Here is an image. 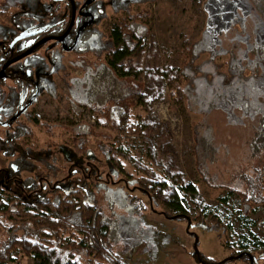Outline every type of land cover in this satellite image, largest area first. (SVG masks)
I'll return each instance as SVG.
<instances>
[{
	"label": "rangeland",
	"instance_id": "rangeland-1",
	"mask_svg": "<svg viewBox=\"0 0 264 264\" xmlns=\"http://www.w3.org/2000/svg\"><path fill=\"white\" fill-rule=\"evenodd\" d=\"M106 5V13L110 15L111 5ZM263 5L261 0H149L140 7L131 5L133 11L139 8L144 11V16L138 18L144 31L141 30L130 68L134 76L132 81L138 85L142 97L137 103L128 101L131 121L141 124L143 136L153 135L162 125H166L169 141L164 150L171 157L173 170L179 178L192 185L196 192L193 199L187 198L184 203V212L189 220H175L173 213L163 205L171 198L172 190L164 183L161 171L148 163L146 139L114 138L113 134L109 135L98 126L95 112L87 109L76 114L69 102L62 72L53 76L56 86L53 99L46 93L40 96L37 116L61 127L54 130L53 140L70 142L66 125L82 121L93 127L92 133L87 134V148L95 150L97 154L98 145H109L111 148L109 157L119 174H115L113 180H108L111 186H102V191L96 186L93 192H88L87 200L94 201L103 217L113 224L109 243L119 264H201L195 260L194 254H201L208 260L206 263L202 261L203 264H240L232 260L233 252L257 254L262 250L257 242L264 241V230L252 222L264 217V205L252 206L245 219L239 196L245 192L241 178L244 175L254 176L258 169L264 171V151L256 156L251 155L247 149L251 134L242 132L241 124H229V120L241 119L237 109L233 110L232 118L229 112H225V107L214 109L209 117H204L196 107H188L178 80L180 68L188 60V50L209 30V35L212 32L216 38L230 31H240V28L241 33H246L250 26V31L255 34L252 38H256L264 48ZM107 25L105 22L101 30ZM247 37L250 40L248 34ZM242 41L245 39L242 38ZM258 43L255 41L257 47ZM95 45L96 42H92L90 47ZM243 51L240 46L239 60ZM64 58L71 60L72 55L65 54ZM208 58V53L198 52L192 64H202L204 72L217 78L215 67L228 60V56L222 52L211 62L203 64ZM257 61L259 75L254 83L264 93V54L257 57ZM64 67L69 79L80 76V69L71 66L69 61ZM219 71L225 74L226 69L221 66ZM232 82L238 85L236 78H232ZM237 94V91H233L227 100L233 104ZM260 95L262 98L259 100L262 101L264 94ZM204 118L212 128L213 142L207 144L200 164L197 162L193 125ZM38 131L35 135L37 146L45 137ZM7 162V158H0L1 167ZM56 164L64 169L49 177L51 183L61 182L69 176V162H64L57 155ZM201 167L208 175L209 184L215 187H209L201 180ZM98 170L102 180V168ZM21 176L27 177L29 174L24 172ZM76 178L72 177L71 180ZM123 186L126 188L123 189ZM228 187L236 192L228 196ZM262 192L264 195V186ZM199 211L205 215L202 224L195 225L190 220ZM212 217L216 218L219 226L211 222ZM12 257L10 264L32 263L31 257H23L17 251L12 253ZM256 264H264V259Z\"/></svg>",
	"mask_w": 264,
	"mask_h": 264
},
{
	"label": "trees",
	"instance_id": "trees-1",
	"mask_svg": "<svg viewBox=\"0 0 264 264\" xmlns=\"http://www.w3.org/2000/svg\"><path fill=\"white\" fill-rule=\"evenodd\" d=\"M261 2L264 4V0ZM143 15L144 13L136 14L132 24L126 16H119L117 25L101 35L103 41L99 43V47L86 49L88 56L81 51L75 52L72 60L75 66L83 70V74L81 77L66 79L65 84L72 107L77 110L76 105H79L95 112L98 126L109 135L125 140L146 139L149 147L148 163L161 171L164 183L172 190L171 198L164 201L163 205L173 213L172 218L175 220L187 219L184 203L187 198L193 199L196 192L192 185L179 178L178 173L173 170L171 157L164 150L169 141L166 125H162L153 135L143 136L141 124L131 121L128 101H139L140 90L133 83L129 69L133 51L142 35L141 30L144 31L137 20ZM209 31L188 50L189 61L180 68L178 86L186 97L188 107H196L197 112L204 114V117H209L214 107H225V112H229L228 115L232 118L233 110L237 109L238 116L244 119L241 121L236 118L232 121L241 124L242 132L251 134L247 149L251 155H259L264 151V98L263 102L259 100L262 98L260 93H264L254 83L259 75L258 67L255 61L248 66L241 64V60L235 58L230 51V47L241 44V31L229 32L232 35L227 38H223V35L215 38L212 32L209 35ZM201 51L208 53L209 57L203 64L211 62L222 52L228 56V60L215 67L217 78L200 69L199 64H192ZM221 66L225 67V74L218 72ZM232 78L238 81L237 86L232 84ZM231 85L233 86L230 87ZM233 91L238 94L231 104L227 98ZM256 118L257 124L254 123ZM70 131L73 132V129ZM92 131L93 127L84 126L83 134L72 137L70 143H55V153L60 154L64 162L71 164L67 170L68 178L61 182L49 181L50 176L59 174L64 168L57 167L56 156L51 158L48 154L47 139L45 154L41 150L40 154L28 158L27 151H24L22 155H16L14 160L9 161L4 169H0V185L4 184L1 173L6 171L9 176V182L3 189L7 193V199L5 202L0 201V264L12 263L14 251L23 257H31V264H119L109 243L113 224L103 217L94 201L87 200L88 192H93L96 186L100 187V191L102 186H111L108 180H113L115 174H119L109 157V145H98V154L86 147L89 143L87 134ZM193 135L196 154L198 153L197 162L201 164L207 144L213 142L212 128L205 118L193 125ZM1 144L4 148V142ZM99 167L103 171L102 180L100 172L97 173ZM21 172H26L29 176L24 177L20 184L11 182ZM199 172L201 180L207 186L215 187L209 184L208 175L202 167ZM75 176L78 179L71 180ZM241 180L245 184V192L240 194L239 199L242 216L247 219L252 206L264 205V171L258 169L254 176L244 175ZM49 185L52 189L48 191ZM37 187L40 188L38 193L35 191ZM235 192L236 190L228 187L226 193L229 196ZM204 215L203 211H199L190 221L195 225L202 224ZM211 222L219 226L216 218L212 217ZM252 223L264 230V217ZM257 243L262 247L259 253L233 252L232 260L240 264H256L263 260L264 241ZM194 258L201 264L202 261H208L201 254H194Z\"/></svg>",
	"mask_w": 264,
	"mask_h": 264
},
{
	"label": "flooded vegetation",
	"instance_id": "flooded-vegetation-1",
	"mask_svg": "<svg viewBox=\"0 0 264 264\" xmlns=\"http://www.w3.org/2000/svg\"><path fill=\"white\" fill-rule=\"evenodd\" d=\"M147 1L149 0H107V2L103 0H0V141L5 144L4 148L3 144L0 145V158H7V165L16 155L20 156L24 151H27L28 158L40 154L41 150L45 154L47 140V151L50 157L60 155L55 153L56 141L52 137L54 130L61 127L37 116L40 96L46 93L53 99L56 91L53 76L62 72V81L65 84L69 76L64 64L69 61L71 66L77 67L74 65V60L64 58L65 54L73 55L77 51L87 54L86 49L99 47V43L103 41L101 35L117 25L119 16L124 15L130 24L134 23L135 15L144 11L141 8L133 11L131 5L141 6ZM106 3L111 5L110 15L106 13ZM105 22L108 24L107 28L101 30ZM246 33L242 31L239 34L242 45L230 47V51L238 59V48L243 47L241 64L248 66L255 61L254 63L258 66L257 57L260 58L264 54L262 50L264 48L256 38H252L255 34L250 31V26L247 27ZM229 35L232 34H225L223 38L230 37ZM242 38L245 41H242ZM92 42H96L95 47H90ZM256 55L258 56L255 57ZM201 66H199L200 69ZM79 69L81 77L83 70ZM129 71L131 73L130 69ZM130 75L134 78L132 73ZM64 86L69 96L66 84ZM141 97L140 91V99ZM76 107L77 110L72 107L76 114H81L88 109L79 105ZM257 120L258 118L255 124ZM228 122L230 125L237 123L232 120ZM84 126L88 125L82 121L66 125L65 130L68 132L70 142L75 135L83 134ZM71 129L73 132L70 131ZM38 130L41 131L42 137L45 136L39 146L35 136L39 133ZM7 165L0 166V169H4ZM22 173L24 172L15 176L11 182L22 183L25 179L21 176ZM1 177L4 184L0 185V201L5 202L7 193L3 189L9 182V176L6 171H3ZM36 184H39V179ZM47 187L48 191L52 189L50 185ZM125 188L123 186V189ZM39 189L37 187L35 191L38 193Z\"/></svg>",
	"mask_w": 264,
	"mask_h": 264
},
{
	"label": "water",
	"instance_id": "water-1",
	"mask_svg": "<svg viewBox=\"0 0 264 264\" xmlns=\"http://www.w3.org/2000/svg\"><path fill=\"white\" fill-rule=\"evenodd\" d=\"M195 241H196V239H195ZM196 254H197V252H196Z\"/></svg>",
	"mask_w": 264,
	"mask_h": 264
}]
</instances>
